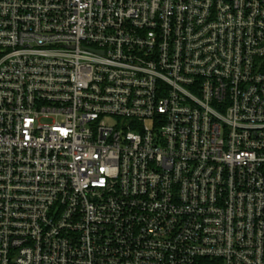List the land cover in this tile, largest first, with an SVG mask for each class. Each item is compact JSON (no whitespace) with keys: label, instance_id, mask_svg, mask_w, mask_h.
Here are the masks:
<instances>
[{"label":"built area","instance_id":"2783aa9c","mask_svg":"<svg viewBox=\"0 0 264 264\" xmlns=\"http://www.w3.org/2000/svg\"><path fill=\"white\" fill-rule=\"evenodd\" d=\"M0 264H264V0H0Z\"/></svg>","mask_w":264,"mask_h":264},{"label":"rangeland","instance_id":"374dc122","mask_svg":"<svg viewBox=\"0 0 264 264\" xmlns=\"http://www.w3.org/2000/svg\"><path fill=\"white\" fill-rule=\"evenodd\" d=\"M50 123V122H49ZM148 126H149V124H148Z\"/></svg>","mask_w":264,"mask_h":264}]
</instances>
